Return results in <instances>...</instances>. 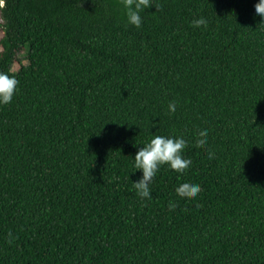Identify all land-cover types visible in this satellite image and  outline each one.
Returning a JSON list of instances; mask_svg holds the SVG:
<instances>
[{
	"label": "trees",
	"instance_id": "trees-1",
	"mask_svg": "<svg viewBox=\"0 0 264 264\" xmlns=\"http://www.w3.org/2000/svg\"><path fill=\"white\" fill-rule=\"evenodd\" d=\"M155 3L137 28L121 0H3L0 71L19 84L0 105V264H264L256 0ZM156 134L187 136L193 164L161 165L146 199L133 158Z\"/></svg>",
	"mask_w": 264,
	"mask_h": 264
},
{
	"label": "clouds",
	"instance_id": "clouds-1",
	"mask_svg": "<svg viewBox=\"0 0 264 264\" xmlns=\"http://www.w3.org/2000/svg\"><path fill=\"white\" fill-rule=\"evenodd\" d=\"M126 10L127 22L137 28L142 25L141 11L157 4L155 0H121ZM255 13L261 18L260 23H264V0H256L254 5ZM194 27L207 26L206 17H199L192 21ZM19 81L14 75L0 71V105H6L12 102L13 96L17 90ZM177 104L175 101L168 105L169 112L176 111ZM208 129L202 128L199 132L198 143L204 146L208 143ZM190 144L187 136L180 134L177 136H166L156 134L143 144L135 153L134 170H140L141 176L138 180L133 181V187L141 198L150 199V183L157 174L161 165L185 172L193 164L192 158L185 155V148ZM213 153L209 152V159L213 158ZM202 191L199 183L191 180H185L176 187V192L180 196H186L195 199ZM178 201H169V207L178 206ZM11 235V234H9Z\"/></svg>",
	"mask_w": 264,
	"mask_h": 264
},
{
	"label": "rangeland",
	"instance_id": "rangeland-1",
	"mask_svg": "<svg viewBox=\"0 0 264 264\" xmlns=\"http://www.w3.org/2000/svg\"><path fill=\"white\" fill-rule=\"evenodd\" d=\"M1 22H2V19H1V16H0V25H1ZM1 35H2V33L0 31V37H1ZM19 58L21 59L23 64L27 63V59L25 58V51H22L21 53H19ZM18 67H19V64L15 63V64H13L12 69L16 70Z\"/></svg>",
	"mask_w": 264,
	"mask_h": 264
},
{
	"label": "built area",
	"instance_id": "built-area-1",
	"mask_svg": "<svg viewBox=\"0 0 264 264\" xmlns=\"http://www.w3.org/2000/svg\"><path fill=\"white\" fill-rule=\"evenodd\" d=\"M3 5V0H0V6H2Z\"/></svg>",
	"mask_w": 264,
	"mask_h": 264
}]
</instances>
